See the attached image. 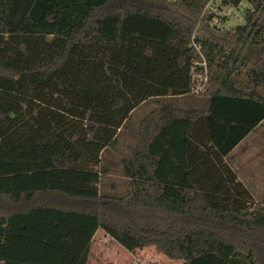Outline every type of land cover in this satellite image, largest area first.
<instances>
[{
	"label": "trees",
	"instance_id": "1",
	"mask_svg": "<svg viewBox=\"0 0 264 264\" xmlns=\"http://www.w3.org/2000/svg\"><path fill=\"white\" fill-rule=\"evenodd\" d=\"M208 1L0 0V264H86L97 230L180 264H264V198L227 161L264 120V0H222L249 4L231 28ZM199 87L205 109L155 101L126 192L101 195L133 110Z\"/></svg>",
	"mask_w": 264,
	"mask_h": 264
},
{
	"label": "rangeland",
	"instance_id": "2",
	"mask_svg": "<svg viewBox=\"0 0 264 264\" xmlns=\"http://www.w3.org/2000/svg\"><path fill=\"white\" fill-rule=\"evenodd\" d=\"M249 4L242 1L238 7H224L220 9L225 14L226 20L222 21V26L231 28L237 24L244 23L243 13ZM224 15V14H223ZM203 28L198 26L197 32L201 33ZM203 78V77H202ZM198 90L186 94L184 97H159L146 100L143 104L137 106L129 118L125 121L118 133V141L115 150L107 148L102 153L101 164L106 168L102 173L99 182V191L101 195L122 196L128 187V180L123 177L120 165V159L129 157L135 142L138 123L141 118L151 110L156 100L170 103L180 108L205 109L208 106V99L196 95ZM254 136V134H253ZM250 136L243 143L247 145L249 141L254 145L264 143V124L257 128L255 136ZM255 138V139H254ZM43 199H47L46 195ZM28 205L22 203L21 206ZM178 260H172L158 252L155 247H145L136 249L132 252L123 248L116 241L108 237L102 230H97L88 253L86 264H180Z\"/></svg>",
	"mask_w": 264,
	"mask_h": 264
},
{
	"label": "crops",
	"instance_id": "3",
	"mask_svg": "<svg viewBox=\"0 0 264 264\" xmlns=\"http://www.w3.org/2000/svg\"><path fill=\"white\" fill-rule=\"evenodd\" d=\"M262 124H264V120L233 148L227 158L228 164L236 175V179L251 192L256 202L264 198V143H261L262 145H254V142L249 140L246 141L249 143L244 145L243 142L248 140L253 134L255 136L257 128Z\"/></svg>",
	"mask_w": 264,
	"mask_h": 264
},
{
	"label": "built area",
	"instance_id": "4",
	"mask_svg": "<svg viewBox=\"0 0 264 264\" xmlns=\"http://www.w3.org/2000/svg\"><path fill=\"white\" fill-rule=\"evenodd\" d=\"M222 0H209L203 10V13H209V12H215L217 13L216 16L213 17V19L210 21L211 25L214 26H221L222 24V17L225 16L226 13H223L222 11H220V9L224 8H218L219 4L221 3ZM224 14V15H223ZM201 87L197 88V90H199Z\"/></svg>",
	"mask_w": 264,
	"mask_h": 264
}]
</instances>
